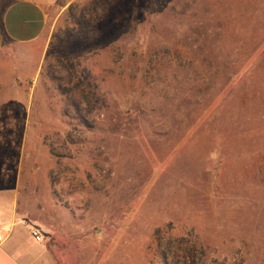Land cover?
Instances as JSON below:
<instances>
[{
	"label": "rangeland",
	"instance_id": "rangeland-1",
	"mask_svg": "<svg viewBox=\"0 0 264 264\" xmlns=\"http://www.w3.org/2000/svg\"><path fill=\"white\" fill-rule=\"evenodd\" d=\"M5 49L0 177L51 264H264V0H75ZM75 61L91 128L50 78Z\"/></svg>",
	"mask_w": 264,
	"mask_h": 264
},
{
	"label": "crops",
	"instance_id": "crops-1",
	"mask_svg": "<svg viewBox=\"0 0 264 264\" xmlns=\"http://www.w3.org/2000/svg\"><path fill=\"white\" fill-rule=\"evenodd\" d=\"M75 0H0V50L7 46L25 49L43 43L48 24ZM42 50H45L43 47ZM37 230L42 241L32 236ZM45 227L19 206V194L10 179L0 177V264H51L48 246L43 240Z\"/></svg>",
	"mask_w": 264,
	"mask_h": 264
},
{
	"label": "trees",
	"instance_id": "trees-1",
	"mask_svg": "<svg viewBox=\"0 0 264 264\" xmlns=\"http://www.w3.org/2000/svg\"><path fill=\"white\" fill-rule=\"evenodd\" d=\"M77 27V34L84 40H89L96 37L97 32L92 34L90 27L93 25V20L90 21L82 14L76 19L74 18ZM79 61L70 63L69 68L73 70L69 72L67 77L57 78L50 75L51 80L55 83L56 88L65 97L64 115L69 116L79 121L86 128H91L92 123L90 118L92 114L104 107V99L98 92L97 86L90 79V74L85 69L80 73L75 72V66H79ZM64 82L65 84H63ZM81 92V96L77 97L74 92ZM162 262L167 264V255L160 252Z\"/></svg>",
	"mask_w": 264,
	"mask_h": 264
},
{
	"label": "built area",
	"instance_id": "built-area-1",
	"mask_svg": "<svg viewBox=\"0 0 264 264\" xmlns=\"http://www.w3.org/2000/svg\"><path fill=\"white\" fill-rule=\"evenodd\" d=\"M32 236L33 238L37 241L40 242L42 241V236L41 234L37 231V230H32ZM4 242V237L3 235L0 233V245Z\"/></svg>",
	"mask_w": 264,
	"mask_h": 264
}]
</instances>
